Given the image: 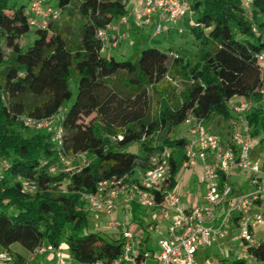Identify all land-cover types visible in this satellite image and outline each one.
I'll use <instances>...</instances> for the list:
<instances>
[{"label":"trees","instance_id":"trees-1","mask_svg":"<svg viewBox=\"0 0 264 264\" xmlns=\"http://www.w3.org/2000/svg\"><path fill=\"white\" fill-rule=\"evenodd\" d=\"M32 1L0 0L2 249L11 252L19 245L31 253L43 245L64 246L84 264L118 258L121 239L87 232L91 212L82 194L95 192L103 181L146 170L150 156L165 146L173 149L168 182L174 190L189 142L171 135L191 117L208 128L214 118L232 129L244 121L264 150V91L257 63L264 51V0H254L252 18L241 0H189L190 31L200 44L195 60L149 47L121 61L104 54L97 34L131 12L128 0H57L61 14L77 12L78 32L50 23L35 29V41L26 50L22 40L31 30L26 10ZM72 82L77 96L67 109ZM174 82L184 87L180 96ZM234 98L258 106L241 120L229 105ZM58 114L62 147L54 128L24 125V117L43 120ZM135 145L138 152L131 150ZM81 154L89 157V165L74 173H50L52 167L62 168V157ZM65 179L72 183L69 192L55 191ZM21 181H35L38 191L24 192ZM253 253L264 261V252Z\"/></svg>","mask_w":264,"mask_h":264},{"label":"built area","instance_id":"built-area-1","mask_svg":"<svg viewBox=\"0 0 264 264\" xmlns=\"http://www.w3.org/2000/svg\"><path fill=\"white\" fill-rule=\"evenodd\" d=\"M246 14L252 18L254 0H241ZM28 23L34 29H46L50 23L61 18V11L52 6L44 5L42 0L32 1L27 10ZM189 0H136L131 12L122 17L119 26L109 25L97 34L103 44V51L108 48H118L125 35L120 32V26L132 25L144 27L153 25L156 34L163 33L168 23H178L186 17H192ZM194 25V22L192 21ZM253 32L259 36L257 26ZM180 33H183L181 30ZM176 57L175 53L171 54ZM260 69L262 91H264V51L257 55ZM175 85L179 83L174 82ZM229 105L235 115L241 120L245 118L257 103L249 100H230ZM62 115L58 114L48 119L37 120L24 117V125L29 129L43 130L54 128L55 140L63 146V128L59 125ZM190 126V133L194 137L188 143L185 151V160L180 172L188 175L190 171L202 164L205 181V193L202 203L188 208L183 193L169 189L172 168L173 149L165 146L155 151L149 158L146 170L137 171L132 176L101 182L95 192L83 193L81 196L92 213L98 218L101 213L112 216L120 208L131 206L146 207L156 213L155 221L149 224L147 237L138 239L135 229L116 220L108 224L121 239L122 253L107 264H202L199 253L202 248L213 245L214 240L226 239L231 234V224L235 223L240 231L239 241L246 250L240 252L237 261L250 259L253 264H264L253 251L264 252V233L259 240L255 231H264V213L254 209L264 204V169L251 159L254 138L250 126L242 121L232 136V144L225 145L222 137L208 128L203 120L191 117L186 122ZM121 138V137H120ZM116 140V138H114ZM85 154L74 158H82V165H89ZM73 158L62 157V168L55 166L50 169L51 174L66 171ZM239 167L243 172L251 174V183L255 187L253 193L234 196L233 188L222 180L231 171ZM2 177H0L1 183ZM22 189L27 193H36L38 185L35 181H21ZM72 187L70 180L61 186L63 193L69 192ZM158 236V253L156 246H151L153 236ZM54 253L55 264H64L63 250L53 245H43L29 253L27 262L32 264L39 257ZM70 261L77 262L72 255ZM15 259L9 250L0 247V264H14ZM236 264V263H235Z\"/></svg>","mask_w":264,"mask_h":264},{"label":"rangeland","instance_id":"rangeland-1","mask_svg":"<svg viewBox=\"0 0 264 264\" xmlns=\"http://www.w3.org/2000/svg\"><path fill=\"white\" fill-rule=\"evenodd\" d=\"M44 5L52 6L54 8L57 7V0H42ZM136 5V0H128L127 7L129 10H132ZM193 17H186L182 21L180 20L178 23H168L166 24V28L163 30V33L156 34L155 28L153 25H146L144 27H137L138 30L134 29L133 25H128L127 29H122V33L125 35V38L121 41L119 48L112 50L110 55L104 53L107 56H114L117 60H127L133 57L134 53L137 49H144L149 47L159 48L165 51H174L178 53H186L191 59L195 60L198 50L200 49V44L196 40L195 36L191 33L190 29L192 21H194ZM55 24L60 28L64 27L68 33L76 34L78 32V27L81 24V19L79 18L77 12L71 13L70 11L64 12L61 15V18L55 22ZM119 22L116 23V25ZM183 33H180V31ZM36 34L35 29L31 28L30 32L24 37L22 40L25 49L27 50L35 41ZM108 48L106 51H109ZM139 50V52H140ZM1 70V68H0ZM176 87V93L180 96L184 91V87L181 83L178 85H174ZM71 90L73 92L72 101L68 102L65 107L68 109L71 107L72 103L75 101L77 96V88L74 82L71 83ZM261 106L264 108V96L261 101ZM220 118H214L209 127L213 132H216L220 135L225 136L227 139L232 138V128ZM218 127L220 130L218 131ZM190 126L185 123L183 126L178 128L171 135L172 138H178L185 136L188 141L191 139V133L189 132ZM140 145H135L132 147V151L138 152ZM87 160H90L88 156H86ZM70 165L65 168L66 171H72L79 169L82 165V158H73L69 160ZM5 166V165H4ZM60 173V172H59ZM69 173V172H64ZM58 175V173H56ZM61 174V173H60ZM66 180L59 182L56 186L57 192H61L60 187L66 185ZM63 192V191H62ZM196 193V192H195ZM194 193V194H195ZM239 193V189L236 190V194ZM193 194V195H194ZM85 206V205H84ZM85 208L88 210V206ZM90 210V209H89ZM91 212V210H90ZM156 218V213L151 209L146 207H126L120 208L115 211L113 215L110 217L105 213H101L99 217H96V214L92 213L88 217V230L87 232L100 234L101 236L108 239H117L119 236L110 229L108 226L111 220H116L121 223H124L126 226L135 229V235L138 239L146 238L147 234H141L144 230L147 232L149 224L154 222ZM240 231L236 229L233 235L226 237V239L214 240V243L210 247H205L200 250L199 260L202 264H235L238 255L240 252H244L246 247L242 242L239 241ZM158 236L154 235L151 239V246H156V253H158ZM63 249V259L64 264H75L70 261V252L66 247H62ZM11 252L14 256H21L17 247L11 249ZM15 259V257H14ZM41 261L45 264H55L54 253H48L45 257H40ZM19 264L21 261L18 259ZM248 264H253V262L248 259Z\"/></svg>","mask_w":264,"mask_h":264},{"label":"crops","instance_id":"crops-1","mask_svg":"<svg viewBox=\"0 0 264 264\" xmlns=\"http://www.w3.org/2000/svg\"><path fill=\"white\" fill-rule=\"evenodd\" d=\"M183 20V19H182ZM181 20V21H182ZM116 25V24H115ZM118 25V24H117ZM116 25V26H117ZM133 25V23H132ZM134 26V25H133ZM120 32L122 33V29H127L128 26H120ZM119 48V47H118ZM117 49V48H110L109 51H105L106 54L110 55L112 50ZM224 125V121L223 124ZM229 125V124H228ZM239 123L233 128L231 132H234L237 130ZM211 129V127H209ZM220 128L218 127V131ZM190 132V129H189ZM220 135V134H219ZM222 137L223 143L225 145H228V142H232L231 139H227L225 136L220 135ZM233 136V133H232ZM194 137L191 134V139L192 140ZM190 140L188 142H190ZM251 159L259 163L263 169H264V150L262 148V145L260 144V139L256 138L254 139V144H253V150L251 152ZM264 178V175H263ZM177 186L175 187V191L183 193L184 201L186 203V206L188 208L196 206L200 203H202V198L205 193V181H204V173L202 169V164L199 163L198 166L194 167L188 175H183L181 172L178 175L177 178ZM226 183H228L232 188L234 192V196H238L241 194H250L253 193L255 190V187L251 183V174L247 172H243L239 167H235L231 173L226 177L225 180ZM239 189V193L236 194V190ZM196 192V193H195ZM195 193V194H194ZM194 194V195H193ZM255 212L262 211L264 213V204L258 203L256 208L254 209ZM231 234L233 235L234 231L237 229L235 223L232 222L231 224ZM263 229H257L255 231V234L257 235L258 239L261 240L263 236ZM229 235V236H230ZM17 247L18 250L20 251L19 253L21 256H14L15 257V263L14 264H19L18 259L21 261V264H28L27 259L29 256V253H27L24 249H22L19 245L13 246L11 249ZM63 250V249H61ZM45 257V256H43ZM32 264H45L44 262L41 261L40 257L33 262Z\"/></svg>","mask_w":264,"mask_h":264}]
</instances>
